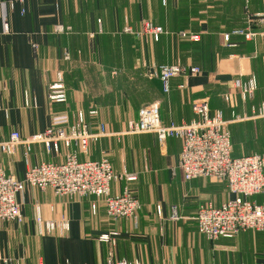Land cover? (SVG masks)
<instances>
[{
    "label": "crops",
    "instance_id": "1",
    "mask_svg": "<svg viewBox=\"0 0 264 264\" xmlns=\"http://www.w3.org/2000/svg\"><path fill=\"white\" fill-rule=\"evenodd\" d=\"M10 1L15 2L12 9ZM259 17L264 18V0H0V141L12 131L25 139L53 124L72 123L81 112L90 132L102 123L107 135L78 159L105 157L115 173L135 174V182L112 183L110 193L128 187L140 203L136 219L110 222L100 200L58 197L51 189L26 186L16 198L24 222L0 225V264H104L110 247L98 238L109 232L117 233L112 249L117 260L264 264V232H241L214 243L198 234L199 205L210 201L219 206L233 196L224 183L182 179L176 168L179 140L167 139L159 145L153 134L122 135L138 110L154 102L159 104L163 125L191 122V105L202 100L212 112L221 110L226 120L231 111L250 117L253 107L264 104V24H257ZM144 21L163 28L158 41L122 33L127 26L140 30ZM4 22L8 32L3 30ZM249 23L257 33L253 41L230 35ZM55 25L71 31L52 34ZM181 32L196 34L199 41L183 39ZM160 65L195 67L200 72L171 80L170 92L164 94L156 76ZM57 72L64 76L65 104L46 99ZM251 75L257 89L242 102L233 81ZM224 94L230 96L229 102L223 100ZM92 110L98 114L91 116ZM228 128L233 157L264 155V118ZM24 153L25 147L19 145L12 156L0 154V168L22 180L27 168ZM64 154L65 149L47 153L34 144L28 165L61 162ZM253 200L264 202V190ZM36 208L44 220L66 219L68 232L39 235ZM173 208L176 218H171Z\"/></svg>",
    "mask_w": 264,
    "mask_h": 264
},
{
    "label": "built area",
    "instance_id": "2",
    "mask_svg": "<svg viewBox=\"0 0 264 264\" xmlns=\"http://www.w3.org/2000/svg\"><path fill=\"white\" fill-rule=\"evenodd\" d=\"M18 2L22 3L23 0ZM14 3L10 1L8 6L12 9ZM257 24L263 25L264 18L259 17ZM3 30L8 32L6 22L3 24ZM70 31V27L55 25L51 33L62 35ZM122 33L135 37L148 35L154 41H158L165 31L160 26L144 21L140 30L135 31L127 26L123 28ZM178 35L190 42L199 41V36L196 34L181 32ZM230 35L240 36L245 41H253L257 33L249 23L245 28L234 30ZM230 35H224V41L227 42ZM63 59L69 60V55L65 53ZM199 72V69L195 67L160 65L156 76L161 84L162 92L168 94L171 80L186 79L196 76ZM233 86L238 90L241 101L246 102L253 97L257 89L256 78L251 75L246 80L235 79ZM46 99L54 104L67 103L68 95L62 72L55 74L54 82L47 88ZM223 100L229 102L230 96L224 94ZM25 104H28L26 94ZM191 112L194 119L187 124L163 125L159 115V104L157 102L145 104L138 110L137 118L127 123L122 135L153 134L159 145H163L167 139H177L181 143V150L176 168L184 181L206 178L225 184L227 191L233 196L232 199L219 206L206 201L199 205L196 212L197 232L207 241L214 243L219 239H233L246 231L264 232V202L257 203L253 200V197L264 190V155L233 157L228 128L233 123L264 118V104H260L257 108L253 107L250 117L239 116L231 111L229 120L224 118L221 110L212 112L206 100L192 103ZM89 114L96 116L98 112L92 110ZM106 135L107 132L102 123L97 124L95 132H90L84 115L78 112L72 123L53 124L44 131L25 139H22L17 131H12L6 140L0 141V154L7 156H12L16 148L23 145L24 160L27 164L22 180L7 175L0 168V225L3 223L20 225L24 222L20 204L16 198L26 186L40 191L51 189L58 197H89L100 200L105 208V216L110 222L136 219L140 210L137 198L128 187L111 195L110 185L120 181L135 182L137 176L126 171L115 173L105 157L97 161L78 159L79 154L87 153L92 143ZM34 144L41 145L47 153L59 154L61 149H65L66 154L61 162L28 165L29 152ZM38 210L36 208L35 223L39 235L44 233L62 235L68 232L69 223L66 219L44 220ZM91 211L95 214V203L91 205ZM172 212L171 218H176L175 208ZM156 213L160 214L159 207L156 208ZM116 237V232H109L98 238L99 242L110 247L104 264H139L136 261L115 259L112 249L116 245Z\"/></svg>",
    "mask_w": 264,
    "mask_h": 264
},
{
    "label": "rangeland",
    "instance_id": "3",
    "mask_svg": "<svg viewBox=\"0 0 264 264\" xmlns=\"http://www.w3.org/2000/svg\"><path fill=\"white\" fill-rule=\"evenodd\" d=\"M123 220H130V219H123Z\"/></svg>",
    "mask_w": 264,
    "mask_h": 264
}]
</instances>
